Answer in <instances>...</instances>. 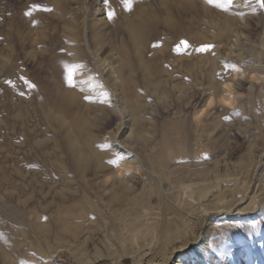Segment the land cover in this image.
Instances as JSON below:
<instances>
[{
    "label": "rangeland",
    "instance_id": "obj_1",
    "mask_svg": "<svg viewBox=\"0 0 264 264\" xmlns=\"http://www.w3.org/2000/svg\"><path fill=\"white\" fill-rule=\"evenodd\" d=\"M139 23L153 26L145 44L130 35ZM255 70L264 74V0H131V10L124 0H0V208L27 207L48 234L40 251H63L68 264V251L150 264L162 237L144 218H118L83 247L105 222L104 187L135 179L138 199L166 214L169 202L187 212L242 192L264 152ZM120 142L138 166L117 175ZM257 215L259 228L229 232L213 258L229 243L239 254L222 264H264V199ZM223 216L207 217L201 237L220 238L226 228L210 220ZM14 228L15 240L28 232L0 216V238Z\"/></svg>",
    "mask_w": 264,
    "mask_h": 264
},
{
    "label": "bare ground",
    "instance_id": "obj_2",
    "mask_svg": "<svg viewBox=\"0 0 264 264\" xmlns=\"http://www.w3.org/2000/svg\"><path fill=\"white\" fill-rule=\"evenodd\" d=\"M152 28L153 26L150 23H139L131 27L130 35L136 42L145 44ZM235 69L236 67H233V70ZM253 75L255 78L252 77V80H264L263 73L256 72L255 70ZM253 86L252 83L250 87ZM224 100L226 102L228 101L225 98ZM209 105L210 102L206 107ZM203 111L204 108L199 110L198 116H200ZM126 128L127 127H123L122 129V127H120L119 132L122 133ZM130 130L132 129L130 128ZM117 146L120 149V153L121 151L125 152L124 154H120L121 163L118 166L119 170L116 171V174L120 175L123 171L138 166V164L137 161H126L125 157L131 154L129 145L120 142ZM262 155L264 157V152ZM263 157H258L260 160L258 166H256L255 175H253V178L249 181L246 182L245 180L246 186L242 192L237 191L236 187H233L230 190V198L220 199L219 202L215 204L204 203L199 200L195 206L187 212L175 204L172 205L171 203V206L169 202V204H166V210H171V212L169 214L158 213L152 208H147L144 200L138 199V193H136V186L138 185L137 180L130 178L119 182L114 181L111 186L104 187L103 194L108 198L104 208L106 215L105 222H102L99 226L93 227L92 230L87 233L82 241L83 247L87 249L91 239L97 232H109L110 229L117 230L118 218L119 220H122V218L124 219L121 221L123 227L128 226L133 220L144 218L145 224L150 227L149 231L157 234L160 233L162 237L158 243L159 251L157 255L150 260V264H222L224 256L233 257L238 255L239 248L241 247L239 246L238 249H231L233 245L226 243L224 248L221 247L224 251L223 254L220 253L222 257L213 258L212 255L214 251L220 247L223 239L228 237L229 232L232 234L243 232L251 226L259 228V225H255L257 223L255 221L258 219V215L255 216V214L259 208L260 201L264 199V172H260L261 167L264 165ZM230 164L232 169H234V167L235 169L237 168L236 163L230 162ZM105 180L106 182L109 181L107 178ZM256 180V190L253 192L252 188ZM215 213H222L224 215L222 221L224 220V222L217 223L219 220H210L211 229L215 230L217 225L226 229H223L220 238L215 240L210 239L209 234H203V237H201L200 233L207 223V217ZM171 214L182 216L181 218L184 219L186 224L189 223V225L184 224L183 226L181 225L180 228H176L175 223L178 218L176 216L168 217V215ZM0 216L10 225L28 230L22 240H15L16 236L19 234L18 232H20H17L15 228L9 231V236L0 238V264H68L63 261L61 256V252L63 251H40L43 250L49 242L48 234L45 227L42 229L35 225V218L30 214V210L27 207H1ZM262 223L264 224V221ZM38 225L41 226L40 224ZM227 227H230V229ZM30 231L36 235L35 238L30 234ZM247 239V236H243V238L239 239L237 242L241 244L247 241ZM30 244H34L39 251H30L28 248ZM68 252L75 260L76 264H94L100 258L98 254H95L93 258L85 257L88 254L87 251ZM248 260L250 261L251 257L246 255L245 261ZM134 262L135 264H142L138 259H134Z\"/></svg>",
    "mask_w": 264,
    "mask_h": 264
},
{
    "label": "snow or ice",
    "instance_id": "obj_3",
    "mask_svg": "<svg viewBox=\"0 0 264 264\" xmlns=\"http://www.w3.org/2000/svg\"><path fill=\"white\" fill-rule=\"evenodd\" d=\"M127 10H131V0H124ZM209 3L212 2V0H208ZM109 18L111 19L112 16L110 14Z\"/></svg>",
    "mask_w": 264,
    "mask_h": 264
}]
</instances>
